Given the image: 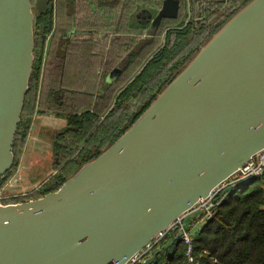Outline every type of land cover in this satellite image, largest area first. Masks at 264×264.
<instances>
[{
    "label": "water",
    "instance_id": "water-1",
    "mask_svg": "<svg viewBox=\"0 0 264 264\" xmlns=\"http://www.w3.org/2000/svg\"><path fill=\"white\" fill-rule=\"evenodd\" d=\"M182 1L163 0L152 26L178 19ZM46 2L37 0L34 12L32 0H0V185L15 166L36 61L35 20ZM121 74L115 69L106 82ZM262 151L264 0H251L57 191L0 202V264H130L173 227L174 237L141 263L155 264L181 241L174 225Z\"/></svg>",
    "mask_w": 264,
    "mask_h": 264
},
{
    "label": "trees",
    "instance_id": "trees-1",
    "mask_svg": "<svg viewBox=\"0 0 264 264\" xmlns=\"http://www.w3.org/2000/svg\"><path fill=\"white\" fill-rule=\"evenodd\" d=\"M162 1H154L153 6L160 10ZM249 1L251 0H228V5L224 7L227 11H221L224 16L211 24L212 30L197 33L193 38L191 35L194 28H184L183 23H180L178 28L169 30L165 36L164 32H160L163 23H174L179 19L182 10L185 9L183 1L178 19H164L158 27L151 28V33L148 34L151 40L148 42L142 43L143 35L136 33L133 36L131 32L135 30L128 27L125 31L120 30L121 36H118L123 39L122 48H119L122 56H110V62L99 66V69L111 72L121 67L123 75L102 94L98 92L97 87L82 90L72 85L71 88L63 77H52L50 61L54 56L52 57L51 50L71 31V13L76 16L74 26L78 29V35L84 40L81 46H78L81 52L82 50L93 52L92 50H95L93 41L99 39L101 34L94 28L85 26L82 19L80 23L79 18L83 17V13L78 14V11L83 7L79 0H75L73 12L68 8L70 0H47L44 12L35 20L36 61L14 143L15 166L2 178L0 188L5 186L16 172L34 114L55 112L67 118L68 127L55 140L58 166L56 174L45 182L44 188L20 201L38 199L57 191L82 166L100 156L132 126L207 39ZM192 3L195 2L191 1L190 6ZM113 8L114 6L111 7ZM207 13L208 21L215 12ZM198 29L204 30L202 27ZM51 33V40L47 46V38ZM126 36L139 40L142 44L137 42L138 50L133 55L123 57L129 50ZM110 37L105 35L100 39L99 41L103 43L97 48L105 45ZM119 38L116 36L111 39L116 42L120 40ZM131 45L134 49L135 44ZM101 78L103 79L102 76L95 77V80ZM94 97L97 99L95 103ZM171 237H174L172 233L169 238ZM176 238L179 239L178 234ZM192 239V262L186 256V245L182 241H177L178 243L158 256L155 264H264V174L254 179L243 191L228 196L216 208L214 216L203 228L192 235Z\"/></svg>",
    "mask_w": 264,
    "mask_h": 264
},
{
    "label": "crops",
    "instance_id": "crops-1",
    "mask_svg": "<svg viewBox=\"0 0 264 264\" xmlns=\"http://www.w3.org/2000/svg\"><path fill=\"white\" fill-rule=\"evenodd\" d=\"M74 2L75 0H70L68 4L69 11L71 12H73ZM184 4L185 10L188 13L189 2L187 1L188 5L186 3ZM145 10L151 12V16H149L150 22L145 24L149 25L147 29L151 31L155 15L153 14L154 12L148 8H143L139 11V13H143ZM73 14H70V20L72 22L71 31L65 38L61 39L59 44L54 45L52 50L50 49L53 54L52 57L54 56V58L50 61L51 75L56 78L63 77V80L65 79L67 81V85L71 88L72 85L73 87L75 86L76 88L82 90H90L97 87L98 92H102V94H104L106 90H109L113 84H115V81L108 84L106 82V77L115 69H121L122 71V68L117 67L111 72H106L103 68L99 69V66L109 63L110 56H122V52L120 51L121 49L119 48H122L123 39L121 40L117 35V38L120 40L114 42V40L111 39L112 37H110L105 45L101 48H97L98 45L103 43V41L99 40L103 39L104 36H100L99 39L93 41L95 47V50H92L93 52L89 50H82L81 52V50L78 49V46H81L84 40L78 35V29L74 26L76 19ZM126 38V45H128L129 50L126 54H123V57H126V55H133V53L138 50V45L136 47V43L140 42L139 40L132 39L130 36H126ZM149 38H151V36H143L141 38V42H148L150 40ZM50 40H48V42ZM141 42L140 44H142ZM131 43L135 44L133 47L134 49H132ZM75 46H77V48H75ZM60 68H62L61 71ZM122 75L123 71L120 76ZM101 76L103 79L101 78L95 80V77L100 78ZM96 84L98 86H96ZM95 95L97 97V93ZM96 97H94V103L97 100ZM109 111L110 109L108 112ZM67 127V118L65 116L58 115L55 112L34 114L21 152V158L13 176L16 183L15 189L33 188L39 184L43 185L50 178H52V176H54L58 167L55 157V140L58 135L62 134L67 129ZM202 222L201 215L199 216L197 213H190L180 224L183 225L184 229L189 231L191 235H194L196 232H199L197 229L199 226H202L203 228L205 223L203 222V224Z\"/></svg>",
    "mask_w": 264,
    "mask_h": 264
},
{
    "label": "rangeland",
    "instance_id": "rangeland-1",
    "mask_svg": "<svg viewBox=\"0 0 264 264\" xmlns=\"http://www.w3.org/2000/svg\"><path fill=\"white\" fill-rule=\"evenodd\" d=\"M79 1L82 2L80 5L83 7V9L78 11V14L83 13V17H80L79 21L82 19L83 20L82 23L85 26L87 25L88 27L94 28L98 33L101 34V36H105V35H110L111 37H116L117 35L121 36L120 30L125 31V29L128 27L132 30H135L134 32H131L133 33V36H135L137 33V34H142L143 36L147 37L149 36L148 34L151 33V31L147 29L148 25L141 24L140 21L142 20H139L136 17V15H139L140 14L139 11L142 10L143 8H148L152 12H154L153 13L154 15H157L159 10L157 9V7L153 6L154 4L153 2L154 1L160 2L161 0H79ZM187 1L188 2L190 1V3L191 1L195 2L194 4L193 3L191 4V7L193 6V8H191V11H188L187 13V11L183 9L179 19L176 22L163 23L162 29L160 30V32L162 33L164 32L163 36H165V34L169 30L178 28L180 23L184 24L186 21H188L190 12L193 13L194 19L202 20L204 17L205 18L208 17V13L204 14V11H202V9L199 10L198 8L199 6L197 3L198 0H187ZM36 2L37 0H32L34 12L36 8ZM227 5H228V0L222 1L221 3H219V5H215V7H211V9L209 10V13L215 12V14L213 16L210 15L211 19L209 18L208 21H213V20L216 21L221 11L223 10V8L226 7ZM113 6L114 8L111 9V7ZM198 15H202V17L197 18ZM75 19H76V16H75ZM201 22H199L200 25L198 24L196 26L199 28L203 26ZM191 36H192L191 38L194 37L193 33ZM149 39L151 40V38ZM209 39L210 37L207 39V41L202 46H204L208 42ZM198 52L199 51H197V53ZM197 53H195V55L188 61V63L184 66V68L192 61V59H194ZM164 89L165 88H163V90ZM137 102L138 100L136 101V103ZM43 185L41 186V184H39L38 186H40L41 188L42 187L44 188ZM197 229L201 230L202 226H199Z\"/></svg>",
    "mask_w": 264,
    "mask_h": 264
},
{
    "label": "built area",
    "instance_id": "built-area-1",
    "mask_svg": "<svg viewBox=\"0 0 264 264\" xmlns=\"http://www.w3.org/2000/svg\"><path fill=\"white\" fill-rule=\"evenodd\" d=\"M52 33L48 36L50 40ZM264 174V151L254 157L251 161L245 164L236 174L230 179L221 184L217 189L213 191L209 198L200 201L192 210L191 213L201 214L202 221L206 223L215 214L216 208L228 198V196L236 194L247 188L254 179L261 177ZM16 183L14 177L0 189V202L4 204L20 202V199L27 198L37 193L41 187L35 186L33 188L15 189ZM42 186V185H41ZM231 190V192H229ZM23 201V200H21ZM178 226V238L186 245V256L189 261L192 262L193 252V239L189 231L184 229V226L180 223L174 225ZM173 229V227H172ZM172 229L165 231L156 237L144 251H142L136 258L133 259L130 264H141L146 261L151 254L159 248L162 243L164 244L172 233Z\"/></svg>",
    "mask_w": 264,
    "mask_h": 264
},
{
    "label": "flooded vegetation",
    "instance_id": "flooded-vegetation-1",
    "mask_svg": "<svg viewBox=\"0 0 264 264\" xmlns=\"http://www.w3.org/2000/svg\"><path fill=\"white\" fill-rule=\"evenodd\" d=\"M222 1H226V0H207V1L201 0L198 3V6H199L198 8H199V10L202 9V11H204V14H205V13L209 12V10H210L212 5H219V3H221ZM188 7H189V11H191L190 1H189V6ZM223 11L225 12V11H227V9L223 8ZM223 16H224V14L221 12L219 17L217 18V20H220ZM201 17H202V15H198L197 18H201ZM137 18L142 20L140 23L143 24V25L148 24L150 22L149 15H147L144 12L140 13L139 15H137ZM216 21L208 22L207 21V17L206 18L204 17L202 20L194 19L193 13L190 12V15L188 17V21H186L184 23V28H186V27H190L192 29L194 28L193 30L191 29L193 31V35H195L197 33L199 34L201 32H205V31L210 32L212 30V25L211 24L215 23ZM199 22H201L203 24V26H201V27L204 28V30H202V31H199L200 30V29H198L199 27L196 26L198 24L200 25ZM148 27H149V25H148Z\"/></svg>",
    "mask_w": 264,
    "mask_h": 264
}]
</instances>
